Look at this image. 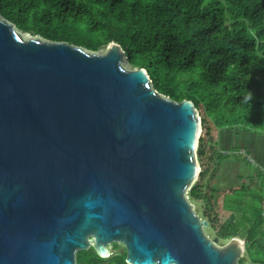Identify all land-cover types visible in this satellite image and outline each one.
<instances>
[{
	"label": "water",
	"instance_id": "water-1",
	"mask_svg": "<svg viewBox=\"0 0 264 264\" xmlns=\"http://www.w3.org/2000/svg\"><path fill=\"white\" fill-rule=\"evenodd\" d=\"M27 34L0 16V264H78L93 248L128 264H238L187 200L202 121L106 54Z\"/></svg>",
	"mask_w": 264,
	"mask_h": 264
},
{
	"label": "trees",
	"instance_id": "trees-1",
	"mask_svg": "<svg viewBox=\"0 0 264 264\" xmlns=\"http://www.w3.org/2000/svg\"><path fill=\"white\" fill-rule=\"evenodd\" d=\"M0 16L31 37L90 53L115 42L132 69L147 70L153 89L174 102L192 101L203 131L201 171L188 199L201 205L215 238H247L238 264L255 249L254 264H264V195L252 193L247 202L250 186L217 187L224 162L242 159L220 151V130L264 133V0H0ZM112 248L106 259L81 250L77 263L128 264L125 247Z\"/></svg>",
	"mask_w": 264,
	"mask_h": 264
},
{
	"label": "crops",
	"instance_id": "crops-1",
	"mask_svg": "<svg viewBox=\"0 0 264 264\" xmlns=\"http://www.w3.org/2000/svg\"><path fill=\"white\" fill-rule=\"evenodd\" d=\"M219 146L222 153L225 150V148H228L230 152L233 151L237 152V150L241 149V150H245L250 156L254 158L252 159L251 163L248 160L245 163L254 168V170L251 169L250 171L248 170L246 171L248 172L246 174V178L247 180H249V183L251 184L250 198L253 200L251 196H253L252 193L255 192H258V195H264V181H263L264 177L262 175L261 177H259V173L261 171H264V133L255 130L251 131L244 128L223 129L220 130L219 133ZM241 163L242 162H240V164ZM258 165L262 168L260 172H258V170L255 169ZM222 174L223 173H221V175ZM237 176H239V178L243 177L241 175H237ZM233 187H237V186H233ZM233 187H229L225 189H230ZM220 190H224V189H220Z\"/></svg>",
	"mask_w": 264,
	"mask_h": 264
},
{
	"label": "rangeland",
	"instance_id": "rangeland-1",
	"mask_svg": "<svg viewBox=\"0 0 264 264\" xmlns=\"http://www.w3.org/2000/svg\"><path fill=\"white\" fill-rule=\"evenodd\" d=\"M26 37H27V39L31 38V36L28 35V34L26 35ZM101 54H106V50H102ZM198 116H199V113H198ZM202 131H203V129H202ZM251 131H254V130H251ZM201 134H202V132H201ZM200 137H201V135H200ZM219 149H220V146H219ZM223 154L224 155H226V154H235V155H237L238 154V155H241L242 159H237L235 157H230L227 161L224 162L223 170H222L223 174L219 177V181H218L217 187L219 189H225V188H229V187H233V186L242 187L243 185L249 187L251 184L249 183V180H247V178H246V174L248 173L246 171L247 170L250 171L251 169L254 170V168L252 166H249V165L245 164V163H246L247 159L250 162H252V159H254V158L252 156H250L249 154H247L248 157L246 158V155H244L246 153L244 152V150H241V149L237 150V152H235V151L230 152L228 150V148H225V150L223 151ZM198 162H199V160H198ZM240 162H242V163L240 164ZM199 165H200V163H199ZM255 169L258 170V172H260L262 168L258 165ZM200 171H201V167H200ZM263 173H264V171H263ZM237 175H241L243 177L239 178V176H237ZM263 181H264V178H263ZM245 198H246V196H244L243 201L247 200V202L248 201L249 202H253V200L251 198H246V199ZM187 200L190 202V199H188V196H187ZM190 204L193 206V209L198 214V216L201 219H203L201 205L200 204H196V203H192V202H190ZM246 208L247 207L245 205L243 207H241L242 211H244ZM246 216H255V215L247 214ZM263 230H264V228H263ZM204 232H205V234L208 236V238L210 240L215 242L216 238L214 236L213 231H211V229H209V227L204 229ZM244 233H245V231H242V234H244ZM240 234H241V231H240ZM243 238L244 237H242V239ZM225 244H226V242H223V241H220V240H218V242H217V246L221 247V248ZM110 249H111V253L113 254L114 250H113L112 246H111ZM244 256H247V252H245ZM257 259H258V252H257V249H255V250H253L251 255H249V257H247V262H248L247 264H254V260H257Z\"/></svg>",
	"mask_w": 264,
	"mask_h": 264
}]
</instances>
